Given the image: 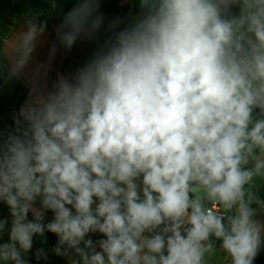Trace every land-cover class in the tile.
Segmentation results:
<instances>
[{
  "label": "clouds",
  "instance_id": "clouds-1",
  "mask_svg": "<svg viewBox=\"0 0 264 264\" xmlns=\"http://www.w3.org/2000/svg\"><path fill=\"white\" fill-rule=\"evenodd\" d=\"M110 2L60 0L43 85L11 123L0 111V264H256L264 0ZM42 15H24L16 57L0 61V108L45 43ZM78 41L90 55L51 75Z\"/></svg>",
  "mask_w": 264,
  "mask_h": 264
},
{
  "label": "crops",
  "instance_id": "crops-1",
  "mask_svg": "<svg viewBox=\"0 0 264 264\" xmlns=\"http://www.w3.org/2000/svg\"><path fill=\"white\" fill-rule=\"evenodd\" d=\"M40 18L41 20L48 19V29L44 37L45 43L32 54L33 62L24 69L22 78L20 80H16L21 87L22 93L25 94V99L27 98L29 87L33 86V84L37 82L39 85H43L44 83L43 70L41 69L37 71V65L47 61L50 44L55 38L54 25L60 22L54 21L51 16L45 14H43ZM24 29V16L14 19L11 23H6L0 14V61L4 63L5 67L9 65V59H14L16 57V47L19 43L20 33ZM93 47V45L87 42L78 41L70 52H66L63 48H60L55 59L52 61L50 74L54 76L56 71L64 72L74 70L79 64H81L82 60L88 55ZM5 54H7L8 59H5ZM18 103V96H11L10 94L6 96L3 115L7 123H11L9 113L13 109H18ZM256 191L264 195L261 188L258 187ZM4 214L7 215L6 210L4 211ZM48 235L49 240L46 245V249L51 248L55 244V237L52 234ZM36 246H39L38 242ZM33 264H35V261H33ZM43 264H66V262L62 258L50 254L49 260L47 262H43ZM210 264H224L223 253H218L217 256L213 257Z\"/></svg>",
  "mask_w": 264,
  "mask_h": 264
},
{
  "label": "trees",
  "instance_id": "trees-1",
  "mask_svg": "<svg viewBox=\"0 0 264 264\" xmlns=\"http://www.w3.org/2000/svg\"><path fill=\"white\" fill-rule=\"evenodd\" d=\"M51 2L52 0H0V14L6 23H11L14 19L24 16L29 10H31L32 13H48L54 19V21H60V16H57L56 14L59 11V8L64 7L66 11L70 6H64L60 3V0H56L58 7L57 9H52L50 6ZM104 10L109 14H113L114 11L117 13L123 11L124 9H122L119 4L115 2V0H112V2L106 3L104 5ZM91 51L85 58L90 55ZM8 94L19 97L18 107L25 99V94L22 93L18 82L16 80L9 82L4 88L2 108H0V111L2 112L5 108L4 101L6 100V96ZM41 264H43V262H41ZM256 264H264V255L257 259Z\"/></svg>",
  "mask_w": 264,
  "mask_h": 264
},
{
  "label": "rangeland",
  "instance_id": "rangeland-1",
  "mask_svg": "<svg viewBox=\"0 0 264 264\" xmlns=\"http://www.w3.org/2000/svg\"><path fill=\"white\" fill-rule=\"evenodd\" d=\"M69 6H70V5H69ZM58 13H59V11L56 13L57 16H59ZM114 13H115V11H114ZM43 14H45V15H49V16H50V14H48V13H43Z\"/></svg>",
  "mask_w": 264,
  "mask_h": 264
}]
</instances>
